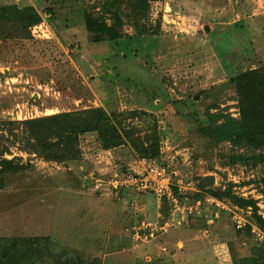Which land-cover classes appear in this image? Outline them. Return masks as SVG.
<instances>
[{"label": "rangeland", "instance_id": "rangeland-1", "mask_svg": "<svg viewBox=\"0 0 264 264\" xmlns=\"http://www.w3.org/2000/svg\"><path fill=\"white\" fill-rule=\"evenodd\" d=\"M9 4L42 23L31 39H0V160L22 167L0 177V264H264V163L230 159L264 145L214 132L242 129L235 80L264 73V0H0ZM86 13L121 38L94 43ZM94 108L157 116L156 161L185 190L180 208L126 187L146 159L129 143L104 150L87 133L78 161L50 162L5 125ZM229 188L255 205L233 204Z\"/></svg>", "mask_w": 264, "mask_h": 264}, {"label": "trees", "instance_id": "trees-1", "mask_svg": "<svg viewBox=\"0 0 264 264\" xmlns=\"http://www.w3.org/2000/svg\"><path fill=\"white\" fill-rule=\"evenodd\" d=\"M47 11L51 13L50 9ZM41 23V15L31 6L21 8L16 4H9L0 7V39L5 36V33L9 35V32L18 33L24 39H31L30 30ZM85 27L92 35L94 43L116 42L121 38L114 25H106L92 13H86ZM235 83L242 96L241 110L243 118L246 119L240 131H232L223 135L219 129H215V134L220 135H216L215 138L221 142L228 139L233 141L239 137L240 141L246 139L261 149V144L264 145V73L260 70L247 71L238 75ZM140 118L146 122L144 130L133 126L132 122ZM246 122L247 124H245ZM5 123L11 127L7 129L11 136L15 134L13 127L21 128L20 138L25 144L24 151L41 156L50 162L78 161L82 156L79 146L80 137L87 133H96L98 142L104 150L116 149L129 143L140 158L156 161L160 155L159 120L156 115L146 111H112L108 113L101 108H94L75 113H59L28 119L22 122ZM141 133H144L142 138L139 137ZM136 135L137 139H135ZM139 142L143 144L138 145ZM230 159L234 164L251 161L264 163V153L248 158L231 156ZM20 168L22 167L15 161L1 159L0 177L11 172L17 173ZM208 192L218 195L213 190ZM222 195L241 208L255 205L253 201L234 195L231 188L224 191ZM257 218L264 226V220L261 217Z\"/></svg>", "mask_w": 264, "mask_h": 264}, {"label": "built area", "instance_id": "built-area-1", "mask_svg": "<svg viewBox=\"0 0 264 264\" xmlns=\"http://www.w3.org/2000/svg\"><path fill=\"white\" fill-rule=\"evenodd\" d=\"M143 160L141 164L144 165L145 170L133 173L125 181L126 187L136 196L153 194L160 202L165 201L173 204L176 208H180L179 196L183 195L185 190L179 185L174 186L172 176L164 165L155 160ZM213 216V219H216L219 214L215 212ZM236 223L237 229H241L246 225L242 220H236Z\"/></svg>", "mask_w": 264, "mask_h": 264}]
</instances>
